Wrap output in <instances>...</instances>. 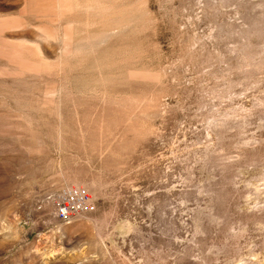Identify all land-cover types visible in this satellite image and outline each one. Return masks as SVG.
I'll use <instances>...</instances> for the list:
<instances>
[{
    "label": "rangeland",
    "instance_id": "obj_1",
    "mask_svg": "<svg viewBox=\"0 0 264 264\" xmlns=\"http://www.w3.org/2000/svg\"><path fill=\"white\" fill-rule=\"evenodd\" d=\"M60 1L0 0V264H264V0Z\"/></svg>",
    "mask_w": 264,
    "mask_h": 264
},
{
    "label": "bare ground",
    "instance_id": "obj_2",
    "mask_svg": "<svg viewBox=\"0 0 264 264\" xmlns=\"http://www.w3.org/2000/svg\"><path fill=\"white\" fill-rule=\"evenodd\" d=\"M27 1H28L30 10L32 12L37 13V14H41V16L43 18L45 16L43 13H46L47 11L54 10V9H57V8H60V7L63 8V6H59V5L63 4V3L61 4L62 1H60V0H27ZM63 1H65V0H63ZM67 1L65 2L64 5H66ZM66 6H68V5H66ZM62 11H64V10L62 9L59 12H62ZM51 13L52 12H49L48 15H51ZM45 18H46V16H45ZM54 35H57V34L55 33ZM6 43L9 44L7 41L1 42V44H6ZM9 45H10L9 49L3 48L4 52H11L10 55L6 56L7 58H9L10 60L18 63L19 65L21 64V65L25 66V67H32V68H34L35 66L41 67V65L39 63L32 62V60H30L28 58V56H30V57H38L39 54L42 55V49H41L40 46H38V45L31 46V45H27V44H9ZM3 55H6V54L3 53ZM90 201H91V197H90ZM90 201H89L88 205L90 204Z\"/></svg>",
    "mask_w": 264,
    "mask_h": 264
},
{
    "label": "built area",
    "instance_id": "obj_3",
    "mask_svg": "<svg viewBox=\"0 0 264 264\" xmlns=\"http://www.w3.org/2000/svg\"><path fill=\"white\" fill-rule=\"evenodd\" d=\"M54 199L53 216L59 221L68 223L85 210L90 201V195L87 188L83 186H69L58 191Z\"/></svg>",
    "mask_w": 264,
    "mask_h": 264
}]
</instances>
